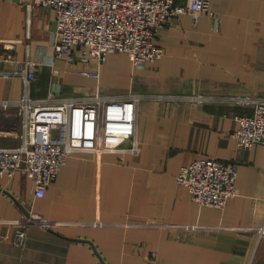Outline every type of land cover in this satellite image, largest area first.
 <instances>
[{
    "label": "crops",
    "instance_id": "crops-1",
    "mask_svg": "<svg viewBox=\"0 0 264 264\" xmlns=\"http://www.w3.org/2000/svg\"><path fill=\"white\" fill-rule=\"evenodd\" d=\"M210 8L198 24L188 12L175 17L157 37L163 57L141 68L126 52L101 67L79 55L52 67L43 62L54 54L55 11L0 0V42L43 59L33 97L52 85L65 97L141 95L135 154L76 151L42 197L23 173L0 176V264H145L152 254L157 264H264V144L241 148L234 136L236 117L264 100V0ZM13 68L0 60V72ZM98 68L99 78L82 73ZM23 93L22 78L0 73V100ZM20 124L16 106L0 104V146L20 143ZM211 157L237 166L238 194L224 208L199 204L177 179ZM25 209L39 220L21 240Z\"/></svg>",
    "mask_w": 264,
    "mask_h": 264
},
{
    "label": "built area",
    "instance_id": "built-area-1",
    "mask_svg": "<svg viewBox=\"0 0 264 264\" xmlns=\"http://www.w3.org/2000/svg\"><path fill=\"white\" fill-rule=\"evenodd\" d=\"M31 10L34 5L52 8L55 29L51 33L53 56L44 60L30 56L18 58L15 47L0 42V60L13 62L14 68L0 72L19 76L24 93L16 100L0 104L16 106L21 116L20 138L15 146H0V176L23 173L35 186L36 197L45 195L68 158L76 151L94 152L97 157L107 151L135 154L138 144L137 124L141 95H105L96 92L83 97H65L60 86L52 85L46 97L31 94V84L43 63L54 66L60 58L101 64L111 53L126 52L135 68L162 58L164 48L157 43L160 31L182 13H190L194 24L209 12L211 0H13ZM93 34L91 38L74 37L73 33ZM139 45V46H138ZM141 48L146 51H141ZM57 71V70H54ZM83 74L100 77V68ZM239 128L234 132L238 146L250 148L264 144V100L252 114L236 117ZM129 142L131 145L129 146ZM128 144V145H126ZM178 181L189 188L191 197L201 205L224 208L238 194L237 166L222 158H200L182 166ZM25 220V221H24ZM20 220L18 239L26 237L25 225L39 220L35 213ZM260 232L264 227L259 228ZM155 254L145 264H157Z\"/></svg>",
    "mask_w": 264,
    "mask_h": 264
},
{
    "label": "bare ground",
    "instance_id": "bare-ground-1",
    "mask_svg": "<svg viewBox=\"0 0 264 264\" xmlns=\"http://www.w3.org/2000/svg\"><path fill=\"white\" fill-rule=\"evenodd\" d=\"M75 36L74 37H84V38H91L92 36H93V34H88V33H80V32H75V33H73ZM3 45H5V46H7V47H13L14 48V46H13V43L12 42H8V41H5L4 43H3ZM139 46V45H138ZM141 51L143 52V51H146V50H144V49H142L141 48ZM93 94V93H92ZM90 95V94H89ZM105 95H107V94H105ZM139 95V94H138ZM84 96H86V95H84ZM81 97H83V96H81ZM130 143L131 142H129V146H130Z\"/></svg>",
    "mask_w": 264,
    "mask_h": 264
},
{
    "label": "water",
    "instance_id": "water-1",
    "mask_svg": "<svg viewBox=\"0 0 264 264\" xmlns=\"http://www.w3.org/2000/svg\"><path fill=\"white\" fill-rule=\"evenodd\" d=\"M25 213L28 214L29 213L28 210L25 209Z\"/></svg>",
    "mask_w": 264,
    "mask_h": 264
}]
</instances>
